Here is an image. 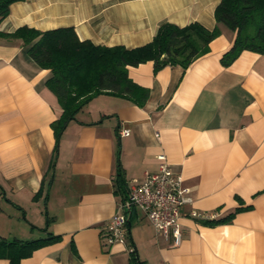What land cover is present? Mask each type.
Returning <instances> with one entry per match:
<instances>
[{"label": "crops", "instance_id": "0c3cea01", "mask_svg": "<svg viewBox=\"0 0 264 264\" xmlns=\"http://www.w3.org/2000/svg\"><path fill=\"white\" fill-rule=\"evenodd\" d=\"M220 0H19L0 21V238H59L18 264H264V53L221 56L235 31L219 24L208 51L187 68L127 67L148 89L143 105L112 93L94 95L56 141L61 106L20 38L21 26L71 27L80 40L127 48L150 42L164 22L216 25ZM129 134L121 135L120 129ZM56 152L54 168L48 170ZM165 154L182 174L191 203L183 206L178 245L155 233L133 209L128 243H103L104 225L123 188L158 170ZM236 208L225 223L222 218ZM195 210L198 216L188 212ZM22 214V219L20 216ZM0 264H10L0 258Z\"/></svg>", "mask_w": 264, "mask_h": 264}, {"label": "trees", "instance_id": "16d2710c", "mask_svg": "<svg viewBox=\"0 0 264 264\" xmlns=\"http://www.w3.org/2000/svg\"><path fill=\"white\" fill-rule=\"evenodd\" d=\"M19 0H0V21L9 14L11 3ZM216 25L208 29L199 22L179 26L162 23L152 40L141 46L127 48L123 45H98L89 40H80L71 27L45 31L21 26L10 34L27 45L29 55L42 68L50 70L47 87L55 94L61 106L60 116L52 122L57 145L70 120L94 96L112 93L130 98L143 105L148 89L135 83L128 75L127 67L153 61L154 70L165 65L179 64L184 69L200 55L208 51L209 42L219 32V24L233 31L231 46L223 52L221 62L229 65L242 50L264 53V0H220L214 9ZM56 152L48 170L55 165ZM115 185L122 198L126 196L120 167L115 175ZM234 212L212 220L208 224L230 221ZM59 237L48 235L35 239L0 238V258L10 264L31 255L38 247L49 244ZM133 264H142L135 250L130 252Z\"/></svg>", "mask_w": 264, "mask_h": 264}, {"label": "built area", "instance_id": "2783aa9c", "mask_svg": "<svg viewBox=\"0 0 264 264\" xmlns=\"http://www.w3.org/2000/svg\"><path fill=\"white\" fill-rule=\"evenodd\" d=\"M121 135L129 134L128 129H120ZM159 165L155 172H145L140 181L128 188L125 198H121L115 213L104 225L103 243L111 246L115 243L127 244V222L133 209L139 210L152 224L155 233L170 241L172 245L181 242V216L184 205L191 203L189 189L182 185V174L171 169L165 154L158 155ZM198 216L195 210L188 212ZM129 253L134 251L128 245Z\"/></svg>", "mask_w": 264, "mask_h": 264}, {"label": "rangeland", "instance_id": "374dc122", "mask_svg": "<svg viewBox=\"0 0 264 264\" xmlns=\"http://www.w3.org/2000/svg\"><path fill=\"white\" fill-rule=\"evenodd\" d=\"M139 212H140V211H139ZM22 218H23V217H22V214H21L20 219L23 220ZM128 235H129V234H128Z\"/></svg>", "mask_w": 264, "mask_h": 264}, {"label": "water", "instance_id": "95a60500", "mask_svg": "<svg viewBox=\"0 0 264 264\" xmlns=\"http://www.w3.org/2000/svg\"><path fill=\"white\" fill-rule=\"evenodd\" d=\"M55 161H56V159H55ZM128 223H129V218H128ZM129 231V230H128Z\"/></svg>", "mask_w": 264, "mask_h": 264}]
</instances>
